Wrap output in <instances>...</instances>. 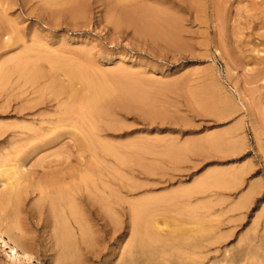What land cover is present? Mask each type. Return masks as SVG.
Wrapping results in <instances>:
<instances>
[{
  "label": "rangeland",
  "instance_id": "rangeland-1",
  "mask_svg": "<svg viewBox=\"0 0 264 264\" xmlns=\"http://www.w3.org/2000/svg\"><path fill=\"white\" fill-rule=\"evenodd\" d=\"M75 1L0 0V172L23 167L27 186L18 211L3 209L0 174L1 234L45 264H264V0H133L174 15L180 36L164 43L115 24L132 0ZM92 103L104 106L93 120ZM79 147L82 170L109 181L72 202L81 229L43 183ZM7 252L0 264H28Z\"/></svg>",
  "mask_w": 264,
  "mask_h": 264
},
{
  "label": "bare ground",
  "instance_id": "bare-ground-1",
  "mask_svg": "<svg viewBox=\"0 0 264 264\" xmlns=\"http://www.w3.org/2000/svg\"><path fill=\"white\" fill-rule=\"evenodd\" d=\"M77 1V0H76ZM75 1V3H77ZM81 0H78V2H80ZM124 1V0H123ZM129 1V4H131V0H125V3L126 2H128ZM132 2H133V0H132ZM134 3L135 2H133V4H131V5H134ZM136 3H137V1H136ZM74 4V3H73ZM127 4L128 3H126L125 5L127 6ZM128 4V5H129ZM124 5V4H123ZM160 5V4H159ZM130 6V5H129ZM125 7V6H124ZM156 7H159V6H157L156 5ZM155 6H153L152 8H155V10L154 9H152V8H150V6L148 7H143V6H139V5H134L133 7H129V8H121V10L122 9H124V10H122V11H120V10H118V11H120L119 13H116V14H120V16H119V18L117 17V15L115 14V12H114V14L116 15V17H117V19H115V24L118 26V27H120V25H121V27L124 25L125 26V24L128 26V27H134V30H136V32H138L140 35H143V36H149V37H152V38H154V40H155V38H158V41L160 42V40H161V38H167L168 40H169V37H171L173 34H175V33H173V32H171V30L173 29V26H172V29L171 30H169V27H171V25H174V23L173 22H176V23H178L177 21H175L176 19H174V20H172V18H174V15H172V16H170V15H168V13H166L167 11H169V10H167V11H163V10H165V9H163V10H161L162 9V6H161V8H156ZM197 8V7H196ZM157 9V10H156ZM168 9V8H167ZM161 12H160V11ZM171 10V9H170ZM117 12V11H116ZM174 12V11H173ZM172 13V10L169 12V14H171ZM172 14H174V13H172ZM176 17V16H175ZM171 21H172V23H171ZM176 23H175V25H176ZM174 25V26H175ZM178 25V24H177ZM126 26V27H127ZM175 28V30H173V31H175V32H177L178 31V29H176V27H174ZM120 29V28H119ZM129 29V28H128ZM179 30H180V26H179ZM135 32V31H134ZM118 33V32H117ZM179 33V32H178ZM138 34V35H139ZM175 35H178L177 36V39L176 40H178V38H179V34H175ZM174 36V35H173ZM176 36H174V38H175ZM160 38V39H159ZM172 38V37H171ZM172 40H173V38H172ZM156 41V40H155ZM162 41V40H161ZM163 41H166V39L165 40H163ZM162 41V42H163ZM168 42V41H167ZM172 42V41H171ZM174 42H176L175 40H174ZM164 43V42H163ZM175 44V43H174ZM173 44V45H174ZM176 45V44H175ZM168 47H169V45H168ZM14 65V64H13ZM28 63L27 62H19V65H17V66H15V72H18L19 74H20V76L21 75H23L22 74V72L24 71H27L28 70ZM11 67H12V65H11ZM26 68H27V70H26ZM8 70V69H7ZM7 70H6V72H7ZM29 72V71H28ZM35 72V71H34ZM38 76V75H37ZM10 77V76H9ZM39 77V76H38ZM92 77V76H91ZM68 78V77H67ZM87 78V77H86ZM88 79V78H87ZM86 79V80H87ZM92 79V78H91ZM98 79H99V76H98ZM30 80H31V78H30ZM101 80V79H100ZM76 81V80H75ZM82 81V80H81ZM103 81V80H102ZM79 82V81H78ZM95 82V81H94ZM98 82V81H97ZM107 82V81H106ZM33 83V82H32ZM36 83V82H35ZM53 83V82H52ZM55 83V82H54ZM90 83V82H89ZM100 82H98V83H96V84H92V83H90L91 85H92V90H95L96 92H94L96 95H97V92H98V94L100 93V85L101 84H99ZM105 83V82H104ZM89 84V85H90ZM61 85V84H60ZM116 85V84H115ZM112 87H114L113 85H112ZM126 87V86H125ZM83 88V87H82ZM120 88V87H119ZM124 88V87H123ZM137 88V87H136ZM75 89V88H74ZM90 89H91V87H90ZM91 90V91H92ZM98 90V91H97ZM101 90H104V88L103 87H101ZM60 91V90H59ZM74 91V90H73ZM74 92H76V91H74ZM102 93H103V91H101ZM72 93V92H71ZM77 93V92H76ZM92 93V92H91ZM102 93H100V94H102ZM94 94V95H95ZM99 94V95H100ZM109 94V93H108ZM76 95H78V94H76ZM110 95V94H109ZM57 96V95H56ZM67 96V95H66ZM105 96V95H104ZM104 96L102 97V95H101V97H99V99L100 98H104ZM78 97V96H77ZM77 97H75V94H72L69 98H70V100L72 101V100H74V99H76ZM96 98H98V96H96ZM125 98V97H124ZM81 100H82V98H81ZM95 100V99H94ZM65 101V100H64ZM80 101V100H79ZM97 101H98V99H97ZM99 101H101L102 103L104 102V101H102V100H99ZM98 101V102H99ZM106 101V100H105ZM85 101H84V98H83V101L81 102V103H84ZM143 102V101H142ZM65 103V102H64ZM93 103H95V102H93ZM92 103V106H89L88 108H86V110H87V112L85 113V115L86 116H88L87 118H92L91 120H93V118H96V117H98L99 116V114H98V112H100L101 110H103V109H99V108H101V107H104V106H100L99 108H97V105H95V104H93ZM97 103V102H96ZM110 103V102H109ZM108 103V104H109ZM123 104H125L124 102H122ZM98 104V103H97ZM104 104H105V102H104ZM107 104V105H108ZM117 104V103H116ZM113 105V104H112ZM126 105H127V103H126ZM66 106H68V105H66ZM73 106V105H72ZM80 106V105H79ZM125 106V105H124ZM128 106V105H127ZM113 107H114V105H113ZM107 108V107H106ZM129 108V107H128ZM76 109V108H75ZM75 109H73L72 107H65L64 108V110H65V113L64 114H70V115H74L75 114V112L77 113V111H75ZM81 109V108H80ZM112 109V108H111ZM100 110V111H99ZM83 111V110H82ZM106 111V110H105ZM112 111V110H111ZM63 112V111H62ZM104 113V112H103ZM108 113V112H107ZM78 114V113H77ZM108 114H110V113H108ZM69 115V116H70ZM101 115V114H100ZM104 115V114H103ZM67 116V115H66ZM78 118H82V120H83V115L81 114V113H79L78 114ZM72 116H70L69 118H71ZM74 118V117H73ZM86 118V117H85ZM101 118V117H100ZM75 119V118H74ZM63 120H64V118H63ZM73 119H71L70 121H72ZM97 120V119H96ZM78 121V120H77ZM80 121V120H79ZM95 121V120H94ZM69 122V121H68ZM74 122V121H73ZM91 122V121H90ZM89 122V123H90ZM79 123V122H78ZM72 125V124H71ZM83 125H85V124H82V128H83ZM92 125V124H91ZM74 126H75V124H74ZM77 126V125H76ZM86 126V125H85ZM90 126V125H89ZM72 127V126H71ZM88 127V126H87ZM86 127V128H87ZM95 127V126H94ZM75 129V128H74ZM84 129V128H83ZM96 129V128H95ZM93 130V131H95L96 132V130ZM78 131V130H77ZM91 134H93V133H90L89 132V129H86V131L84 130V133L82 134L83 135V139L84 140H86V142L87 141H90V143H92V139H94V136H92ZM14 136H15V138H16V140H17V137H16V133H14ZM92 136V137H91ZM32 137V136H31ZM57 136H55V138H56ZM59 137V136H58ZM57 137V138H58ZM62 137V136H61ZM13 138V137H12ZM26 139L27 138H30L29 137V135L28 134H26V137H25ZM45 138V137H44ZM19 139V138H18ZM41 139V138H40ZM52 139V138H51ZM58 139H60V138H58ZM81 139L82 138H79V140L80 141H77L79 144L81 143H83V141L81 142ZM82 139V140H83ZM11 140V139H10ZM23 139L21 138V141H22ZM45 141V143H46V141H48V138L47 139H45L44 140ZM58 141V140H57ZM93 141H95V140H93ZM8 142V141H7ZM6 142V143H7ZM11 142H13V140L11 141ZM97 142H99V141H97ZM9 143V142H8ZM15 143H17V142H15L14 141V145H15ZM85 143V142H84ZM84 143H83V145H84ZM95 143V142H94ZM11 144V147H13L12 146V144L13 143H9V145ZM42 143H40L39 145H40V147L43 145H41ZM48 144V143H47ZM47 144H46V146H47ZM87 144H89L88 142L87 143H85V145H87ZM93 144V143H92ZM98 144H100V143H98ZM2 145V144H1ZM8 145V144H7ZM84 145V146H85ZM91 145V144H90ZM90 145H88V146H90ZM95 145H96V143H95ZM133 145V144H132ZM4 146V145H3ZM46 146H44V147H46ZM77 146V145H76ZM75 146V147H76ZM78 146H80V145H78ZM130 146V145H129ZM128 146V147H129ZM5 147V146H4ZM4 147H2L1 149H4ZM86 148H87V146H85ZM85 147H82L81 146V151L82 150H87ZM92 147V146H91ZM137 147V146H136ZM7 148H9V146H7ZM7 148L5 149V150H7ZM41 148H43V147H41ZM89 148V147H88ZM94 148H95V146H94ZM17 149V148H16ZM36 149H38V146L36 145L35 147L33 146L32 148H29V151L30 152H35V150ZM78 149H80V147L79 148H77V150L76 151H78V152H76V156H73L74 155V152H73V154L71 153L68 157H66V159H64L63 161L61 160V161H51V164H52V162H53V164L51 165V164H48V166H47V169L49 170V181L46 183V182H44L43 181V183H45L44 185L46 186V187H48V188H53V189H49L50 191H55V188H57V191H61L62 193H61V196L58 198V203L59 204H63V202H64V204L69 208V211H67L68 213H70V215H72V216H74L77 220L75 221V223H77L79 226H80V229H81V220L82 219H79L80 217H79V215L77 214V213H75V207L73 206V203L72 202H77L78 200H76L77 199V197H78V199H80L81 197H82V195L80 194V191L83 189V188H85L84 190L87 192V190L88 191H91L90 189H95V191L96 190H98L99 188H98V182H99V180H100V182L101 181H105V180H101L98 176L100 175L101 176V172H99L98 173V171H96V167L94 166L93 167V165L91 166V167H88V168H86L87 170L86 171H83L82 170V168H81V163L83 162L82 160L84 159V158H82L83 156L82 155H80L81 153H80V150H78ZM96 149H98L97 147L95 148V150ZM133 149V148H132ZM85 150H84V152H85ZM93 150V149H92ZM98 150H100V149H98ZM123 150V149H122ZM17 151V150H16ZM108 151V150H107ZM107 151H106V153H107ZM118 151H119V149H118ZM130 151H131V149H130ZM136 151V150H135ZM36 152H38V151H36ZM83 152V151H82ZM83 152V153H84ZM91 152V151H90ZM93 152V154H94V151H92ZM96 152V151H95ZM98 152V151H97ZM100 152V151H99ZM108 152H110V150L108 151ZM124 152V151H123ZM85 153H87V152H85ZM101 153V152H100ZM118 153V152H117ZM142 153V152H141ZM25 154V153H24ZM31 154V153H30ZM29 154V155H30ZM98 154V153H97ZM96 154V155H97ZM104 154V153H103ZM110 154V153H109ZM113 156L115 155L114 153H111ZM125 154V153H124ZM13 155V154H12ZM107 155V154H106ZM125 155H127V153L125 154ZM9 156V155H8ZM15 156V155H14ZM98 156V155H97ZM101 156V155H100ZM108 156V155H107ZM111 156V155H110ZM130 156V155H129ZM62 157V156H61ZM140 157V156H139ZM10 158V157H9ZM48 158V157H47ZM86 158H87V156H86ZM101 159V157H99L98 156V159ZM127 158H128V156H127ZM82 159V160H81ZM94 159V158H93ZM102 159H103V157H102ZM105 159V158H104ZM125 159V158H124ZM22 160H24V161H26V158L25 157H23V159ZM97 160V159H96ZM11 161V160H10ZM13 161H15V160H13ZM13 161H12V163H13ZM90 161H91V159H90ZM90 161H87L88 163H90ZM94 161H95V159H94ZM93 161V162H94ZM129 161V160H128ZM74 162H76L79 166H73V164L72 163H74ZM85 162V161H84ZM96 162H98V161H96ZM134 162V161H133ZM9 164V163H8ZM11 164V163H10ZM14 164H16V165H21V161H20V159H16V161L14 162ZM94 164V163H93ZM143 164V163H142ZM6 165V164H5ZM12 165V164H11ZM10 165V166H11ZM15 165V166H16ZM88 165H90V164H88ZM87 165V166H88ZM10 166H6V168L5 169H2L1 170V172H0V174L2 175V177L3 178H1L2 180L5 178H7L6 180V182H9V181H11L12 183H11V185H9L10 187H9V191H8V193L4 196V198L2 199V208L4 209V208H7L9 205H10V207L12 206L14 209H15V211L17 210H19L20 209V197H21V195L24 193V192H26L27 191V186H25L24 187V184L22 185V183H21V179H22V176H20L21 175V173H20V175H19V172H18V170L19 169H22L23 167H22V165H21V167L22 168H20L19 166H17V167H19V169L18 168H15V167H10ZM14 166V165H13ZM82 166H83V164H82ZM86 166V165H85ZM99 166H100V164H99ZM98 166V167H99ZM17 169V170H16ZM112 169V168H111ZM110 169V170H111ZM85 170V169H84ZM101 170V169H100ZM114 170V169H113ZM106 172H107V169L105 170ZM112 171V170H111ZM144 171V170H143ZM109 172V171H108ZM107 172V173H108ZM117 172V171H116ZM116 172H114V173H116ZM112 173H113V171H112ZM111 173V174H112ZM108 174H110V173H108ZM110 174V175H111ZM119 174V173H118ZM9 175H11V177L9 176ZM20 176V177H17V176ZM39 175V174H38ZM102 175H105L104 173L102 174ZM36 176V175H35ZM25 178L24 179H26V176H24ZM32 177V176H31ZM38 177V176H37ZM97 177V178H96ZM107 177V176H106ZM123 177V176H122ZM122 177L120 176V178L122 179ZM35 178V177H34ZM34 178L32 179V180H34ZM43 179H44V177H42ZM41 178V179H42ZM115 178V177H114ZM0 179V180H1ZM28 179V178H27ZM107 179V178H106ZM36 180V179H35ZM39 180V179H38ZM78 181V183H75L74 182V184H72V183H69V181ZM109 180V179H108ZM116 180V179H115ZM40 181V180H39ZM42 181V180H41ZM117 181V180H116ZM29 182V181H28ZM68 182V184L67 185H69V184H71L72 186H70L71 188L70 189H72V194H70L69 192H67V191H70L69 190V186H68V190H66V183ZM109 183V181H106V182H104V183ZM40 183V182H39ZM113 183H115V182H110V184L111 185H113ZM7 184V183H6ZM26 184H28L27 183V181H26ZM29 184H31V183H29ZM29 184H28V186H29ZM33 184V183H32ZM36 184V183H35ZM38 184V183H37ZM103 184V183H102ZM109 184V185H110ZM116 184V183H115ZM123 184V183H122ZM121 184V185H122ZM8 185V184H7ZM34 185V184H33ZM33 185H31V186H33ZM43 185V184H42ZM105 185V184H104ZM133 185V184H132ZM101 186V185H100ZM103 186V185H102ZM106 186V185H105ZM105 186H103V187H105ZM118 186V185H117ZM127 186H129V185H127ZM41 187V186H40ZM65 187V189L63 190L62 188H64ZM118 187H120V186H118ZM117 187V188H118ZM122 187H124V186H122ZM31 188H33V187H31ZM36 188V187H35ZM98 188V189H97ZM106 188V187H105ZM107 188H109V187H107ZM106 188V189H107ZM115 188V187H114ZM121 188V187H120ZM126 188V187H125ZM129 188H131V187H128L127 188V190H129ZM7 189H8V187H7ZM43 189V188H42ZM59 189V190H58ZM101 189V188H100ZM99 189V190H100ZM123 189V188H122ZM109 190H111L112 191V189H109ZM114 190V192H115V190L116 189H113ZM43 191V190H42ZM48 191V190H47ZM49 191V192H50ZM100 191H102L103 192V190H100ZM49 192H47L48 194H49ZM84 192V191H83ZM92 192V191H91ZM6 193V192H5ZM51 193V192H50ZM82 193V192H81ZM94 193V192H93ZM104 193V192H103ZM107 193V192H106ZM40 194V193H39ZM79 194V195H78ZM83 194V193H82ZM85 194V193H84ZM89 194V193H88ZM105 194V193H104ZM45 195V194H44ZM73 195H75V197L73 198ZM94 195H95V193H94ZM97 195V194H96ZM103 195V194H102ZM184 195V194H183ZM111 196V195H110ZM44 197V196H43ZM113 197V196H112ZM110 199V198H109ZM51 200V199H50ZM54 200V199H53ZM73 200V201H72ZM100 200V199H99ZM98 200V201H99ZM80 201V200H79ZM103 201H104V198H103ZM120 202H117V204L116 205H118L119 204V206L121 207V209L123 210V209H125L121 204H123V202H121V200H119ZM81 202H83V201H81ZM113 202V201H112ZM116 202V201H115ZM139 202V201H138ZM100 203V202H99ZM110 203V202H109ZM78 204H80V203H78ZM104 204V203H103ZM106 204V203H105ZM111 204V203H110ZM112 204H115V203H112ZM125 204V203H124ZM127 204V203H126ZM81 205V204H80ZM96 205V204H95ZM105 206V205H104ZM109 206V205H108ZM61 207H63V206H61ZM97 207H99V206H97ZM96 207V208H97ZM110 207H112V206H110ZM132 207V206H131ZM136 207V206H135ZM94 208V207H93ZM79 209V208H78ZM100 209V208H99ZM114 209V208H113ZM127 209V208H126ZM125 209V210H126ZM8 210H9V208H8ZM7 210V211H8ZM10 210H11V208H10ZM67 210V209H66ZM82 210V209H81ZM110 210V209H109ZM116 210V209H115ZM131 210V209H130ZM1 211V210H0ZM57 211V210H56ZM64 211V210H63ZM83 211V210H82ZM105 211V210H104ZM104 211H103V213H104ZM107 211V210H106ZM106 211H105V213H106ZM112 211H114V210H112ZM78 212V211H77ZM111 212V211H110ZM119 212V211H118ZM56 213V212H55ZM55 213H54V215H55ZM65 214H66V212H65ZM132 214H133V216L135 217V219L133 218V222L131 221V223L132 224H134V226H135V229L137 230V229H139L140 227H141V223H140V220H141V218H140V220H139V217H138V214H137V211H134V210H132ZM67 215V214H66ZM85 216V215H84ZM56 218V217H55ZM84 218V217H83ZM86 220H87V218H85ZM100 219V218H99ZM148 220H150V219H148ZM142 222V221H141ZM148 222H150V221H148ZM60 223V222H59ZM62 223H64V222H62ZM89 223V225L91 224L88 220H87V224ZM157 223V222H156ZM64 225H65V223H64ZM158 225H159V223H158ZM72 226V225H71ZM133 226V225H132ZM157 226V225H156ZM64 227H66V226H64ZM93 227V226H92ZM91 227V228H92ZM159 228V227H158ZM90 229V228H89ZM156 229V228H155ZM63 230H64V228H63ZM135 230V231H136ZM177 230V229H176ZM155 231H158V230H155ZM182 231V230H181ZM16 232V231H15ZM88 232V231H87ZM183 232V231H182ZM198 232H200V231H198ZM69 233H71V232H69ZM88 234V233H87ZM92 234V233H91ZM195 234V233H194ZM181 235V234H180ZM179 235V236H180ZM183 235V234H182ZM181 235V236H182ZM186 235V234H185ZM184 235V236H185ZM188 238V237H187ZM186 238V239H187ZM191 238V237H190ZM185 239V240H186ZM63 242V241H62ZM66 246V245H65ZM79 246V245H78ZM0 247L2 248V249H5V250H8V254H9V256L12 258V259H15V260H17L18 262H26V263H28V264H34V263H37V264H45V263H42V262H40V261H37V260H34L33 258H32V256L31 255H29V253H27L24 249H22L21 247H20V245H18V244H16L15 242H10V241H8L7 239H6V237L4 236V235H2L1 234V232H0ZM173 248V247H172ZM31 254V253H30ZM183 254V253H182ZM182 256V255H181ZM112 258V257H111ZM37 259V258H36ZM43 262H45V261H43ZM53 264V263H52ZM170 264H194V262H170Z\"/></svg>",
  "mask_w": 264,
  "mask_h": 264
}]
</instances>
